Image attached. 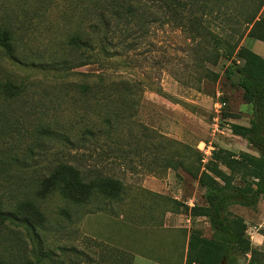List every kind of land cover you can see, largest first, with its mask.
I'll list each match as a JSON object with an SVG mask.
<instances>
[{
  "label": "rangeland",
  "instance_id": "1",
  "mask_svg": "<svg viewBox=\"0 0 264 264\" xmlns=\"http://www.w3.org/2000/svg\"><path fill=\"white\" fill-rule=\"evenodd\" d=\"M90 3L0 0V27L17 32L19 47L45 52L42 58L32 53L38 59L19 52L12 59L0 52V85L8 83L20 89L14 98L0 91V198L16 204L31 197L36 183L60 164L77 168L87 179L108 175L124 185L119 201L97 200L69 209L55 196L45 200L48 238L55 255L65 260L62 264H89L88 254L94 262L109 257L103 264H118L115 255L119 249L130 254L163 255L170 253V241H184L178 232H170L168 213L162 220V202L154 194L204 205L203 189L185 172L176 175L161 164V148L159 152L154 146L160 143L163 147L165 139H176L202 152L211 146L213 150L259 155L230 131L232 123L249 126L253 112L242 91L224 75L229 62L221 59L210 67L219 74L217 81L198 80L190 74L185 34L153 22L152 15L147 29L134 35L133 49L121 57L70 71L53 69L54 62L68 57L69 35L75 29L88 28L89 18L85 17ZM154 9H147L148 16ZM256 43L260 45L254 47ZM246 47L263 55L260 49L264 42L248 39ZM108 74L140 87L135 95L134 121H123L112 132L100 124L101 95L92 97L77 88L87 80L96 82L97 75ZM222 100L225 112L239 118L223 117L216 127L214 104ZM90 128L94 135H84ZM230 212L243 219L253 248L264 253V197L254 208L234 205ZM180 218L177 225H191L184 215ZM161 220L169 229L154 226ZM192 227L201 229L206 238L212 235L204 218L195 219ZM8 240L0 241V256L12 259L18 252ZM63 248L70 249L63 252ZM82 252L85 256L79 255ZM249 260L247 255L238 264H250Z\"/></svg>",
  "mask_w": 264,
  "mask_h": 264
},
{
  "label": "trees",
  "instance_id": "2",
  "mask_svg": "<svg viewBox=\"0 0 264 264\" xmlns=\"http://www.w3.org/2000/svg\"><path fill=\"white\" fill-rule=\"evenodd\" d=\"M91 2L85 17L89 18L88 28L75 29L69 35L68 57L54 62L56 68L53 69L70 71L101 60L111 61L121 57L123 52L133 49L137 39L134 35L137 31L147 29V20L151 15L153 22L161 26L168 25L185 34L189 40L187 54L191 61L190 74L196 78L215 82L219 74L210 67L216 66L221 59L229 62L224 75L232 86L242 91L243 100L252 107L253 112L249 126L232 123L229 125L230 131L247 141L259 155L247 152L235 154L224 148H216L203 162L201 151L176 139H165L163 147L160 143L154 146L159 152L161 150V164L176 175L182 171L195 180L203 189L204 205L188 207L175 198L154 195L162 202V220L166 213L189 214L192 218H204L212 232L211 237L206 238L200 229H192L187 264H238L247 255L250 256V264H264V253L253 248L243 219L230 212V207L234 205L254 208L264 197V58L242 45L244 38L264 42V0ZM150 8L155 9L148 16L147 9L150 11ZM17 38L16 31L0 27V52L3 51L12 59L17 52L24 53V56L32 55L35 59H38L37 56L43 57V49H23L18 46ZM95 77L96 82L87 80L77 88L92 97L100 98L101 95L99 105L103 112L99 120L102 128L112 132L123 121H134L137 107L135 95L140 91L139 84L113 74ZM0 91L7 98H14L20 93L17 85L8 83L0 85ZM221 102L224 108L220 119L238 118L237 115L226 113L225 100ZM84 135L93 136L94 132L91 128L86 129ZM123 195L124 185L117 178L97 175L87 179L77 168L60 164L36 183L31 197L16 204H8V198H0V241L8 240L9 235L12 249L18 252L12 259L0 256V264L65 262L55 255L48 238L50 229L43 206L45 200L55 196L69 209H75L97 200L119 201ZM162 220L154 226L163 228ZM182 232L184 238L185 232ZM96 245L101 247L103 244ZM178 246L175 245L177 249ZM180 247H184L183 240ZM69 249L61 250L67 252ZM71 250L76 252L75 248ZM84 253L79 255L83 256ZM167 255L146 256L170 264V253ZM115 256L118 264H132L133 254L123 249H119ZM178 256L182 258L183 254L178 253ZM87 257L89 264H103L109 260L108 257L101 262H94L89 254Z\"/></svg>",
  "mask_w": 264,
  "mask_h": 264
},
{
  "label": "crops",
  "instance_id": "3",
  "mask_svg": "<svg viewBox=\"0 0 264 264\" xmlns=\"http://www.w3.org/2000/svg\"><path fill=\"white\" fill-rule=\"evenodd\" d=\"M247 40H248V38H244L243 41H242V45L246 46ZM257 45H260V43H256L254 45V47L257 46ZM260 52L263 54L261 56H263V58H264V48L260 49ZM238 118H234V119H238ZM234 124H237V123H234ZM200 144H205V143L201 142ZM212 150H213V148H212ZM185 205H187L188 207H192V206H194V203L190 202V204L186 203ZM189 205H191V206H189ZM168 215H170V232L171 231L178 232L180 234V236H182L181 239L183 238V232L182 231L185 232V236H184L185 239H184V247H183V252H182V254H183L182 258H179V256L177 257V254L181 253V247H180L181 240L179 242H171L170 241V264H187V254H188V250H189V241H190V238H191V231H192V229H194L192 227V222L194 223V220L197 219V218H192L189 214L187 215V214L168 213ZM181 215H184V217L186 218L185 219L186 222H191L190 226L177 225L178 222L182 221V218H180ZM167 217H169V216L166 215V219H167ZM162 229H169V226L166 224V225L163 226ZM177 244H179L178 249L175 247V245H177ZM167 254L168 253H165L163 255H156V256L166 257V256H168ZM132 264H166V263L162 262L160 259H154V257L150 258L149 256H146V255L141 254V253H133Z\"/></svg>",
  "mask_w": 264,
  "mask_h": 264
},
{
  "label": "built area",
  "instance_id": "4",
  "mask_svg": "<svg viewBox=\"0 0 264 264\" xmlns=\"http://www.w3.org/2000/svg\"><path fill=\"white\" fill-rule=\"evenodd\" d=\"M224 108V103L221 102V101H216L215 104H214V111H215V115L216 117L213 118V120L215 121L214 122V125L217 127L218 126V120L220 119L221 117V114H222V110ZM204 147H205V144H203ZM201 152L202 150L199 149ZM211 151H212V148L211 147H208L206 151H203V162H206L207 158L211 155Z\"/></svg>",
  "mask_w": 264,
  "mask_h": 264
}]
</instances>
